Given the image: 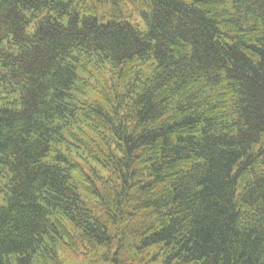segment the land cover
I'll return each mask as SVG.
<instances>
[{
	"label": "trees",
	"instance_id": "16d2710c",
	"mask_svg": "<svg viewBox=\"0 0 264 264\" xmlns=\"http://www.w3.org/2000/svg\"><path fill=\"white\" fill-rule=\"evenodd\" d=\"M0 264H264V0H0Z\"/></svg>",
	"mask_w": 264,
	"mask_h": 264
}]
</instances>
